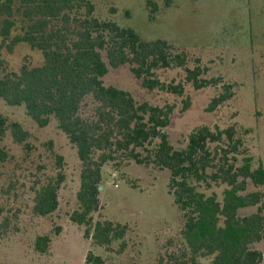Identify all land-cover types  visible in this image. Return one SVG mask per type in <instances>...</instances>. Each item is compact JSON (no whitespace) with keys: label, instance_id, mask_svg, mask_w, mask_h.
<instances>
[{"label":"trees","instance_id":"obj_1","mask_svg":"<svg viewBox=\"0 0 264 264\" xmlns=\"http://www.w3.org/2000/svg\"><path fill=\"white\" fill-rule=\"evenodd\" d=\"M199 0H145L149 21L181 2ZM41 53L37 66L22 64L10 70L2 53L18 45ZM165 39H143L132 28L119 26L96 15L93 0H0V100L9 107H22L28 118L44 128L55 121L79 161L77 208L69 220L83 226V236L92 246L117 252L125 248L129 227L109 219L93 222L100 209L102 169L108 164H135L167 171V192L182 218L176 240L162 247L155 264H261L263 255L254 248L264 241V168H253L242 140L233 126L224 129L199 126L185 145L175 148L166 129L174 108L137 102L125 90L105 85L109 69L128 66L141 88L183 96L184 84L195 89L220 84V78L204 79V69L187 66V54ZM181 69L183 80L164 83L159 73ZM208 110L230 99L231 84H222ZM181 111L190 106L183 101ZM24 150L28 132L0 114V162L7 153L1 148L6 132ZM48 172L40 168L30 175V211L46 218L59 206V191L65 182L64 159L53 153ZM252 189L250 190V187ZM2 189V188H1ZM215 189H221L217 194ZM2 196L8 189H2ZM256 208L247 215L242 210ZM0 204V240L18 232L14 219ZM51 236L38 235L34 250L45 254ZM85 264H107L88 251ZM116 264V263H113Z\"/></svg>","mask_w":264,"mask_h":264},{"label":"rangeland","instance_id":"obj_2","mask_svg":"<svg viewBox=\"0 0 264 264\" xmlns=\"http://www.w3.org/2000/svg\"><path fill=\"white\" fill-rule=\"evenodd\" d=\"M96 15L110 19L119 26L132 28L143 39H165L187 54V66H200L207 80L220 78L217 86L195 89L184 84L181 97L164 91L149 92L141 88L128 66L109 69L104 83L128 91L137 102L171 105L174 110L166 129L175 148L185 145L188 135L199 126L224 129L233 126L243 143L241 151L251 159L253 168H264V0H199L184 1L177 7L160 12L149 21L145 0H93ZM7 67L16 71L22 64L40 65L41 53L26 45H18L11 54L2 53ZM164 83L183 80L181 69L159 73ZM222 84H231L233 94L214 111L208 107L222 91ZM190 106L181 111L183 101ZM0 114L8 122L18 123L28 132L29 148L14 143L7 131L1 148L7 153L0 162V191L8 189L0 204L17 213L18 232L0 240V264H85V255L93 251L107 264H155L163 245L176 240L182 218L167 192L169 174L135 164H108L102 169L100 209L93 222L109 219L127 224L125 248L118 253L121 241L112 244V251L92 246L83 236L84 227L69 218L77 208L79 161L66 136L55 121L38 128L22 107H9L0 100ZM53 153L64 159L65 182L59 191V206L46 218L30 211V175L40 168V176L53 163ZM2 188V189H1ZM252 186L250 187V190ZM264 193V186L261 187ZM221 189H215L219 194ZM256 208L240 212L247 215ZM14 219V218H12ZM38 235L51 236L49 250L39 254L34 250ZM264 264V241L254 245ZM200 264H210L201 259Z\"/></svg>","mask_w":264,"mask_h":264},{"label":"water","instance_id":"obj_3","mask_svg":"<svg viewBox=\"0 0 264 264\" xmlns=\"http://www.w3.org/2000/svg\"><path fill=\"white\" fill-rule=\"evenodd\" d=\"M98 189H99V190H101V189H102V187H101V186H99V187H98Z\"/></svg>","mask_w":264,"mask_h":264}]
</instances>
